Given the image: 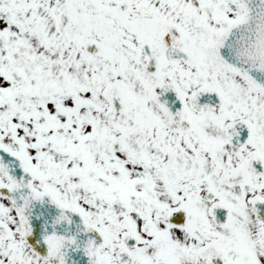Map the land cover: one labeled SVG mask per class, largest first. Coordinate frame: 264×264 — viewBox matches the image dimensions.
Wrapping results in <instances>:
<instances>
[{
  "label": "snow or ice",
  "instance_id": "1",
  "mask_svg": "<svg viewBox=\"0 0 264 264\" xmlns=\"http://www.w3.org/2000/svg\"><path fill=\"white\" fill-rule=\"evenodd\" d=\"M0 264H264V0H0Z\"/></svg>",
  "mask_w": 264,
  "mask_h": 264
}]
</instances>
